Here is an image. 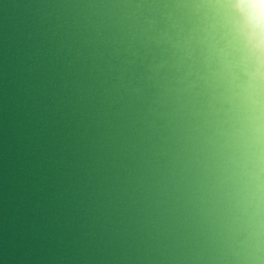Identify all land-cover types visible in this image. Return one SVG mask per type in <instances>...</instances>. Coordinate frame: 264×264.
<instances>
[{"label": "water", "instance_id": "obj_1", "mask_svg": "<svg viewBox=\"0 0 264 264\" xmlns=\"http://www.w3.org/2000/svg\"><path fill=\"white\" fill-rule=\"evenodd\" d=\"M257 0H0V264H264Z\"/></svg>", "mask_w": 264, "mask_h": 264}, {"label": "bare ground", "instance_id": "obj_2", "mask_svg": "<svg viewBox=\"0 0 264 264\" xmlns=\"http://www.w3.org/2000/svg\"><path fill=\"white\" fill-rule=\"evenodd\" d=\"M258 4L261 5L260 12L264 15V0H257Z\"/></svg>", "mask_w": 264, "mask_h": 264}]
</instances>
